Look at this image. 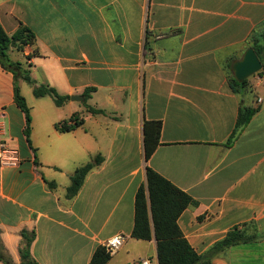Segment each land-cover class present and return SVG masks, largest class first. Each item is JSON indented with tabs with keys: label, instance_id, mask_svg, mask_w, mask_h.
I'll list each match as a JSON object with an SVG mask.
<instances>
[{
	"label": "crops",
	"instance_id": "crops-1",
	"mask_svg": "<svg viewBox=\"0 0 264 264\" xmlns=\"http://www.w3.org/2000/svg\"><path fill=\"white\" fill-rule=\"evenodd\" d=\"M0 23L10 36L21 24L35 34L12 59L69 97L60 108L30 98L28 138L14 76L0 65V142L17 160L0 165V238L15 264L23 231L35 235L37 264H90L117 235L123 244L107 264H159L156 240L131 235L147 167L197 201L178 224L198 254L236 228L264 226V67L245 90L231 86L233 63L264 32V0H0ZM87 88L105 114L71 99ZM242 108L257 111L226 146ZM72 117L82 125L57 129ZM146 121L162 123L148 161ZM97 155L103 162L68 197L71 176ZM249 244L212 264H240Z\"/></svg>",
	"mask_w": 264,
	"mask_h": 264
},
{
	"label": "trees",
	"instance_id": "trees-1",
	"mask_svg": "<svg viewBox=\"0 0 264 264\" xmlns=\"http://www.w3.org/2000/svg\"><path fill=\"white\" fill-rule=\"evenodd\" d=\"M35 34L26 26L21 24L18 31L13 35H8L0 23V65L14 76V98L18 107L24 112L26 117V135L29 138L31 129V113L25 98L22 96L18 85L19 78L33 86V94L40 98L50 96L57 106H63L69 99L68 96L60 95L56 89L49 84L37 85L31 77L30 65L26 62L14 61L11 57V50L23 51L25 46H33L36 42ZM264 67V32L254 34L250 42ZM248 80L243 83L231 79V86L235 91L245 90ZM91 88L83 91L85 100L91 97ZM87 111L93 114H103L104 112L87 106ZM257 109L242 108L236 120V127L226 146H230L239 136L240 131L249 123ZM74 125L69 126L67 122L58 124L56 127L62 132L70 130L74 126H80L83 120L72 117ZM162 123L156 121H146L144 123V149L145 159L149 160L159 144ZM103 162L101 155L95 156L89 163L78 168L71 176V185L67 188V196L74 197L82 187L88 173ZM50 187L54 183L48 182ZM135 220L132 237L137 240H156L157 258L159 264H212V257L217 252L238 244H249L254 237L248 236L245 230L237 228L230 231L222 240L215 243L205 254H198L192 248L184 236L178 220L182 213L190 206L198 203L186 192L175 186L168 179L158 174L151 167L146 168V184L142 185L135 195ZM22 247L20 248V264H37L32 259L30 246L35 239L34 233L22 232ZM111 256L104 248H99L90 264H107ZM0 261L4 264H15L12 257L4 246L0 238Z\"/></svg>",
	"mask_w": 264,
	"mask_h": 264
},
{
	"label": "rangeland",
	"instance_id": "rangeland-1",
	"mask_svg": "<svg viewBox=\"0 0 264 264\" xmlns=\"http://www.w3.org/2000/svg\"><path fill=\"white\" fill-rule=\"evenodd\" d=\"M31 69V68H29ZM32 77V75H31ZM33 79V78H32ZM18 85L20 87V91L22 96L25 98L26 104L28 107H31V100H29L30 98H32L33 100H36L35 95L32 94V89L33 86L27 82H25L23 79L19 78L18 80ZM38 86L41 85V83L37 84ZM25 94L28 95V100L25 97ZM41 98V97H40ZM91 98H88L87 100L84 99V101L79 102L80 106H84L87 109V106H90L93 104V101H91ZM89 104V105H88ZM61 107V106H60ZM59 107V108H60ZM107 109L110 110V108L107 106ZM107 110V111H108ZM105 114V111L102 110ZM257 230H253L252 228L246 230V233L248 236H253L254 240L253 242H251V244H249L252 247H246L243 250L247 251L250 256L249 257H244L241 253L242 248H240V264H264V226L261 227V229L258 230V228H256ZM255 245V246H253ZM246 256V255H245Z\"/></svg>",
	"mask_w": 264,
	"mask_h": 264
},
{
	"label": "water",
	"instance_id": "water-1",
	"mask_svg": "<svg viewBox=\"0 0 264 264\" xmlns=\"http://www.w3.org/2000/svg\"><path fill=\"white\" fill-rule=\"evenodd\" d=\"M263 68V64L258 57L255 50L250 47L248 48L243 57L240 60H237L232 65V73L236 81L243 83L245 80H248L250 77L259 73ZM73 101H83L84 97L82 96H72Z\"/></svg>",
	"mask_w": 264,
	"mask_h": 264
},
{
	"label": "built area",
	"instance_id": "built-area-1",
	"mask_svg": "<svg viewBox=\"0 0 264 264\" xmlns=\"http://www.w3.org/2000/svg\"><path fill=\"white\" fill-rule=\"evenodd\" d=\"M261 100H259L260 102ZM11 154V151L8 149L7 145L4 143L0 142V165H7V164H16L17 160L9 158V155ZM123 236L122 235H117L111 239H109L106 242V247L107 253L109 255H114L122 246L123 244ZM139 264H149L147 260L140 262Z\"/></svg>",
	"mask_w": 264,
	"mask_h": 264
}]
</instances>
